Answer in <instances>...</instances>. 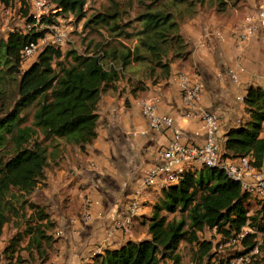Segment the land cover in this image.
<instances>
[{
	"label": "trees",
	"instance_id": "1",
	"mask_svg": "<svg viewBox=\"0 0 264 264\" xmlns=\"http://www.w3.org/2000/svg\"><path fill=\"white\" fill-rule=\"evenodd\" d=\"M0 0V16L2 3ZM63 13L76 21L85 17L87 0H51ZM205 0H171V5L185 4L195 13ZM217 1V11L226 8L228 0ZM21 13L27 16L28 7ZM113 16L93 15L85 26L101 22L109 25ZM178 18L169 10L148 9L137 16L141 28L136 32L133 48L63 53L60 46L46 45L24 70L21 50L35 41L38 32L19 28L0 37V230L11 221H23L25 228L9 239L4 254L12 263L15 253L34 249L39 255L41 241L54 242L45 230L52 228L43 208L23 198L33 192L43 178L48 164L49 147L62 139L83 148L96 137L98 102L102 91L116 82L124 69L140 64L146 78L156 82L168 78L170 64L185 59L189 43L180 31ZM118 26L112 28L115 31ZM122 35V33H121ZM127 36V35H126ZM65 57H70L65 62ZM113 63L117 68L103 65ZM247 119L229 128L221 139L223 158H248L259 171L264 167V89L249 86L243 96ZM32 108L31 121L24 113ZM160 197L145 220L148 237L129 240L116 248H104L86 264H158L170 259L179 263L177 250L181 241L194 243L200 259L210 258L212 244L200 240L198 233L215 229L224 235L239 234L245 228L264 232V198L253 214L246 206V193L219 168L202 166L183 173L179 181L160 190ZM32 213L27 216V210ZM170 215H172L170 217ZM255 232L242 237L245 253L258 247ZM27 237L25 247L20 243Z\"/></svg>",
	"mask_w": 264,
	"mask_h": 264
},
{
	"label": "crops",
	"instance_id": "2",
	"mask_svg": "<svg viewBox=\"0 0 264 264\" xmlns=\"http://www.w3.org/2000/svg\"><path fill=\"white\" fill-rule=\"evenodd\" d=\"M258 2L245 0L239 8L226 7L222 11L199 7L187 23L180 25L190 52L185 59L170 64L168 78L153 82L141 72L140 64L132 62L116 82L104 88L98 102L95 139L83 148L62 139L55 141L48 150L43 178L23 198L43 208L47 219L39 222L52 224L45 232L54 242L42 240L41 255L33 248L30 252L23 249L13 255L12 263L0 254V264H86L104 248L148 237L145 220L161 194L155 186H143V173L171 132L149 131L142 135L147 122L138 102L153 99L160 113L174 117L184 142L201 144L200 122L196 117H181L184 106L171 81V75L183 71L203 81L200 105L217 112L221 139L229 128L242 124L248 114L237 97L244 96L251 85L264 89V32L240 36L245 13L255 9ZM231 67L236 68V82L226 75ZM139 189V216L127 228L117 227L115 221L126 213L131 197ZM85 196L96 202L90 206L88 220L80 216ZM26 210L27 216L32 213ZM5 226L1 229L4 232ZM57 230L63 233L57 235ZM26 243L27 237L20 247Z\"/></svg>",
	"mask_w": 264,
	"mask_h": 264
},
{
	"label": "built area",
	"instance_id": "3",
	"mask_svg": "<svg viewBox=\"0 0 264 264\" xmlns=\"http://www.w3.org/2000/svg\"><path fill=\"white\" fill-rule=\"evenodd\" d=\"M22 6L28 7L27 16L21 13ZM12 18H20L22 24L19 28L23 32L34 31L39 35L35 41H30L24 45L21 55L24 61L37 56L40 50L46 45L62 46L69 33L72 15L63 13L61 7L51 0H5L2 3V14ZM0 16V19L3 17ZM72 22V21H71ZM240 36L250 37L264 32V0H260L255 9L248 10L240 26ZM6 36V35H5ZM117 68L115 64L103 65ZM227 77L236 82L238 75L235 67L227 68ZM171 81L178 90L184 112L181 115L184 119L196 117L200 122L203 131V141L201 144L187 143L183 141V132L176 126L173 116L159 112L156 102L151 99H143L138 102L141 114L147 122V128L141 132L145 135L149 131L160 133L163 130H170L171 137L165 145L158 148L154 161L143 173V186H155L158 190L179 181L183 173L195 171L196 167H212L221 169L225 175L239 184L246 192L258 191L259 198H264V175L256 170L246 158H223L224 148L220 144V122L216 111L204 108L200 105L201 93L204 90V83L199 76L178 71L171 75ZM237 100L243 102V96H238ZM96 184H93L95 186ZM142 192L139 189L131 197L126 213L115 221L117 227L127 228L132 224L134 218L139 216L141 210ZM93 202L85 196L83 208L80 213L81 218H90V206ZM62 230H57L56 234L61 235Z\"/></svg>",
	"mask_w": 264,
	"mask_h": 264
},
{
	"label": "rangeland",
	"instance_id": "4",
	"mask_svg": "<svg viewBox=\"0 0 264 264\" xmlns=\"http://www.w3.org/2000/svg\"><path fill=\"white\" fill-rule=\"evenodd\" d=\"M258 1L260 2V0ZM244 2L245 0H228L226 7L239 8ZM196 7L197 10L199 7H205L209 10L210 7L215 9L217 1L205 0L201 6L197 5ZM148 9L169 10L174 14L175 18H178L177 20H179L180 25L187 23L197 13V11L195 13L189 12L185 4L182 3L171 5V0H87L85 17L80 21H76L74 16L71 17L72 22L70 21L69 23L68 37L61 46L62 52L65 53L68 50H72L76 53L91 54L96 51L117 49L120 53L125 47L133 48L136 44L135 34L141 28L137 16ZM104 14L113 16L109 25L102 24L101 22L91 23L88 26L84 25L86 20L91 16ZM12 16H14L13 13L1 16L3 19H0V37H5L12 27L21 26L22 20L20 18H12ZM115 26H118V28L115 31H111ZM69 58L65 57L66 63L69 62ZM35 59L36 56L23 61L21 70L26 69ZM32 111V108L25 110L24 113L27 116L26 123H30ZM196 168L198 170L200 167ZM259 171L264 175V167L259 169ZM241 192L246 193V206L249 213L253 214L261 203L259 192H246L242 189ZM22 222L20 220H13L6 224L5 232L0 230V254L6 260H8L9 256L4 254V247L11 237L24 230L25 225H22ZM246 232L253 233L255 230L251 227L245 228L239 234L230 233V235H224L215 229H205L198 233V237L200 240L209 241L212 244L210 258L200 259L194 243L188 244L181 241L177 250V254L179 255L178 264H264V232H255V238L253 239L257 242L258 247H263V250L260 251L258 248H254L250 252L245 253L246 248L243 246L241 240ZM158 264H173V262L170 259H164Z\"/></svg>",
	"mask_w": 264,
	"mask_h": 264
}]
</instances>
